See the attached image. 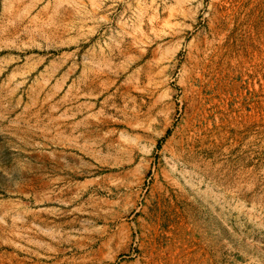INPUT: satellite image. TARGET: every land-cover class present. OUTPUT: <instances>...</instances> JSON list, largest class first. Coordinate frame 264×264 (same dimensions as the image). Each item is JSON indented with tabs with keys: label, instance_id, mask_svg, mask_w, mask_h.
<instances>
[{
	"label": "rangeland",
	"instance_id": "obj_1",
	"mask_svg": "<svg viewBox=\"0 0 264 264\" xmlns=\"http://www.w3.org/2000/svg\"><path fill=\"white\" fill-rule=\"evenodd\" d=\"M0 264H264V0H0Z\"/></svg>",
	"mask_w": 264,
	"mask_h": 264
},
{
	"label": "crops",
	"instance_id": "obj_2",
	"mask_svg": "<svg viewBox=\"0 0 264 264\" xmlns=\"http://www.w3.org/2000/svg\"><path fill=\"white\" fill-rule=\"evenodd\" d=\"M148 58L146 57L143 61L139 62L138 64L134 65L131 64L129 68H127L128 72L125 74V76L121 79L123 81L128 82L130 84H134L139 81H143V78L145 77V73H143V69H146L149 67L150 63L147 60ZM119 78H113L111 80L117 81ZM112 157V156H111ZM123 157L119 156H114L113 160L114 161H105V162H97L98 165H118L124 163ZM119 160V161H118Z\"/></svg>",
	"mask_w": 264,
	"mask_h": 264
}]
</instances>
